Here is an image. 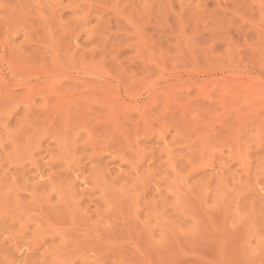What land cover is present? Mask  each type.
Returning a JSON list of instances; mask_svg holds the SVG:
<instances>
[{
  "label": "rangeland",
  "instance_id": "374dc122",
  "mask_svg": "<svg viewBox=\"0 0 264 264\" xmlns=\"http://www.w3.org/2000/svg\"><path fill=\"white\" fill-rule=\"evenodd\" d=\"M0 264H264V0H0Z\"/></svg>",
  "mask_w": 264,
  "mask_h": 264
},
{
  "label": "bare ground",
  "instance_id": "6f19581e",
  "mask_svg": "<svg viewBox=\"0 0 264 264\" xmlns=\"http://www.w3.org/2000/svg\"><path fill=\"white\" fill-rule=\"evenodd\" d=\"M23 74H24V73H23ZM21 75H22V74H21ZM26 75H27V74H25V76H26ZM18 77H20V75H19ZM23 77H24V75H23L21 78H23ZM26 77H28V75H27ZM24 78H25V77H24ZM24 78H23V82L25 81L24 83L29 82V79H28V81H26L25 79H27V78H25V79H24ZM18 80H19V79H18ZM21 80H22V79H21ZM21 82H22V81H21ZM29 83H30V82H29ZM16 84H17V83H16ZM16 84L14 83L15 87H16ZM27 84H28V83H27ZM14 85H13V86H14ZM20 85H21V84H20Z\"/></svg>",
  "mask_w": 264,
  "mask_h": 264
}]
</instances>
